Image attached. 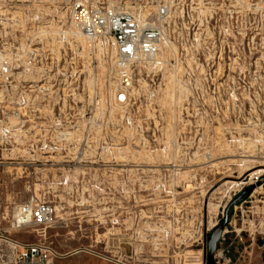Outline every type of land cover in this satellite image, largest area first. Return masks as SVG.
<instances>
[{
	"label": "rangeland",
	"instance_id": "374dc122",
	"mask_svg": "<svg viewBox=\"0 0 264 264\" xmlns=\"http://www.w3.org/2000/svg\"><path fill=\"white\" fill-rule=\"evenodd\" d=\"M76 2L155 30V53L86 36ZM261 170L264 0H0V264L31 243L55 264H205ZM32 197L52 221L18 228ZM215 258L264 264V184Z\"/></svg>",
	"mask_w": 264,
	"mask_h": 264
},
{
	"label": "built area",
	"instance_id": "2783aa9c",
	"mask_svg": "<svg viewBox=\"0 0 264 264\" xmlns=\"http://www.w3.org/2000/svg\"><path fill=\"white\" fill-rule=\"evenodd\" d=\"M165 13V9H161L159 16ZM70 18L88 37L110 36L115 39L119 55L125 60H135L139 56L150 57L155 53L158 33L152 29L143 30L129 17L117 16L98 6L76 2L70 8ZM123 83L128 86L129 79L125 78ZM53 216L54 209L49 204L32 197L17 208L15 223L18 228H42L52 221ZM17 248L14 264H55L52 253L43 244H23Z\"/></svg>",
	"mask_w": 264,
	"mask_h": 264
},
{
	"label": "water",
	"instance_id": "95a60500",
	"mask_svg": "<svg viewBox=\"0 0 264 264\" xmlns=\"http://www.w3.org/2000/svg\"><path fill=\"white\" fill-rule=\"evenodd\" d=\"M264 184V177H262L256 185H251L247 187L245 190H243L242 193H240L238 196L234 198L232 202H230L224 213V219L221 222V224L217 227H215L210 237L206 238V246L204 250V263L205 264H220L216 261V252L218 250V244L220 243L222 239V235L225 231V228L227 227L229 223V212L230 210L235 207L236 205L242 203L247 197L250 196V194L254 191V189L260 185Z\"/></svg>",
	"mask_w": 264,
	"mask_h": 264
},
{
	"label": "bare ground",
	"instance_id": "6f19581e",
	"mask_svg": "<svg viewBox=\"0 0 264 264\" xmlns=\"http://www.w3.org/2000/svg\"><path fill=\"white\" fill-rule=\"evenodd\" d=\"M118 96L119 95H117V98H118ZM125 97V96H124ZM123 96H120V100H123V98H124ZM125 101V100H124ZM258 172H262V173H264V170H261V171H258ZM255 175V174H254Z\"/></svg>",
	"mask_w": 264,
	"mask_h": 264
}]
</instances>
